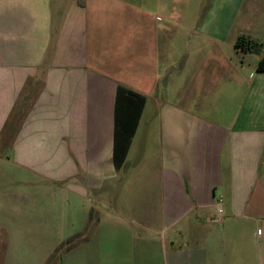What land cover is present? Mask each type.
<instances>
[{"label": "crops", "instance_id": "crops-1", "mask_svg": "<svg viewBox=\"0 0 264 264\" xmlns=\"http://www.w3.org/2000/svg\"><path fill=\"white\" fill-rule=\"evenodd\" d=\"M132 1L0 0V264H264V42L206 16L168 72ZM119 87L146 98L121 167Z\"/></svg>", "mask_w": 264, "mask_h": 264}, {"label": "rangeland", "instance_id": "rangeland-1", "mask_svg": "<svg viewBox=\"0 0 264 264\" xmlns=\"http://www.w3.org/2000/svg\"><path fill=\"white\" fill-rule=\"evenodd\" d=\"M132 2L141 4L152 12L153 17H147L150 25L141 26L142 30L152 35L153 27L156 26L157 39L163 42V30L166 27L167 47L172 48H162L159 52L162 54L161 59L171 64L168 72L174 67L181 68L185 57L189 56L188 53L196 52L197 42L201 46L206 43L207 39L200 34V26L206 16H209L207 23L212 28L214 25L225 29L222 34L228 39L221 40H225V46L229 50V39L232 37L234 41L245 36L259 44L264 42V0H216L213 14H211V5L214 4V0H133ZM224 12L228 14L226 17L221 16ZM234 55L237 58H244L242 53L235 52ZM205 56L206 50L199 53V57ZM162 87L164 88L165 84ZM47 212L51 210L44 213ZM30 213L38 214V211L34 208Z\"/></svg>", "mask_w": 264, "mask_h": 264}, {"label": "trees", "instance_id": "trees-1", "mask_svg": "<svg viewBox=\"0 0 264 264\" xmlns=\"http://www.w3.org/2000/svg\"><path fill=\"white\" fill-rule=\"evenodd\" d=\"M236 47L242 50L258 53L262 44L241 36L236 41ZM258 71L264 72V56L260 59ZM146 98L132 90L119 87L116 105V133H115V161L118 167L125 162L131 144V139L136 131L142 114Z\"/></svg>", "mask_w": 264, "mask_h": 264}, {"label": "built area", "instance_id": "built-area-1", "mask_svg": "<svg viewBox=\"0 0 264 264\" xmlns=\"http://www.w3.org/2000/svg\"><path fill=\"white\" fill-rule=\"evenodd\" d=\"M220 212H222V210H220Z\"/></svg>", "mask_w": 264, "mask_h": 264}]
</instances>
